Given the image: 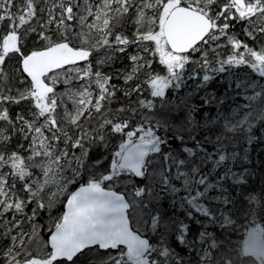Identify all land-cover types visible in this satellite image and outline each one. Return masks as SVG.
<instances>
[{
  "label": "snow or ice",
  "instance_id": "obj_1",
  "mask_svg": "<svg viewBox=\"0 0 264 264\" xmlns=\"http://www.w3.org/2000/svg\"><path fill=\"white\" fill-rule=\"evenodd\" d=\"M33 36L41 47L25 53ZM13 56L19 66L10 73ZM247 69L264 78V0H0V261L192 264L174 238L196 264H233L200 217L220 220L209 207L215 201L235 207L224 185L240 181L229 163L238 156L226 146L251 143L253 121L264 128V100L259 107L238 100L248 89H259L249 102L264 95ZM222 74L229 82L218 94L210 85ZM22 103L27 113L13 116L11 106ZM213 107L215 117L196 118ZM118 185L124 193L113 190ZM168 198L203 229L196 240L185 219L166 217ZM61 203L66 210L55 215ZM130 208L149 217L138 224H148L158 243L133 230ZM45 215L50 226L41 223ZM229 224L223 216L220 227ZM243 254L264 264V227L248 231Z\"/></svg>",
  "mask_w": 264,
  "mask_h": 264
},
{
  "label": "trees",
  "instance_id": "obj_2",
  "mask_svg": "<svg viewBox=\"0 0 264 264\" xmlns=\"http://www.w3.org/2000/svg\"><path fill=\"white\" fill-rule=\"evenodd\" d=\"M41 47V42H38L35 37H30L25 41L24 45V52L27 53L28 51ZM158 65V61H157ZM19 66V57L13 56L12 59L7 61V68L10 73L15 72L16 68ZM118 67L120 65H117ZM163 68L162 65H158V69ZM106 71H112L110 68H106ZM225 82L222 80L213 82L210 85V90L217 91L218 94H222L224 91L223 85ZM63 85H58L57 90L63 91ZM187 91H190V88H184L179 91L176 95L183 96ZM168 99L170 101H175V95L171 92L168 94ZM194 102L200 103L199 96H195L193 98ZM239 102L241 101V96L238 97ZM236 105V104H233ZM28 105L26 103H22L20 105H13L11 106V112L14 116L16 112L23 111L27 113ZM208 112L207 118H212L216 116V109L213 107L210 111L207 108L201 110V112L196 114V118L203 123L206 117H204V112ZM228 111V109H227ZM226 111V112H227ZM226 114V113H225ZM222 123V122H221ZM211 127L215 128L217 125H211ZM253 132H255V137L253 138L252 142L249 143L246 138H242L240 141H233L230 145L226 146L225 151L231 152L233 150L236 151L238 156V161H230V165L232 170L237 174V177L240 178V181L237 183L234 179H229L225 186L231 182V194L230 199L234 201L235 207L232 205V217L239 224V228H233L232 231H228V229L218 230L216 233V238L218 244H223L226 254L232 259L233 264H257L256 261L253 259L251 255L247 256L243 254V244H244V228L249 225L251 220H257L258 223L261 224V227H264V213L260 211L261 207H264V128L261 127L260 122L253 128ZM159 133L164 135V130L160 129ZM207 135L211 136L212 139H215V136L209 132L206 133ZM219 133H217L218 135ZM167 135H171L168 133ZM201 133H198V136ZM243 135V134H241ZM15 143V142H13ZM179 145V141H175L173 143V147H177ZM210 151L215 152L216 147L215 145H208ZM246 152V158L245 157ZM103 153L101 155L96 156L95 158H103ZM110 162L109 159L104 161V166L95 169L97 175L104 172V169L108 166ZM221 172V169L217 170ZM89 176H84L83 179L79 180L76 184H82L89 179ZM108 182H105L107 185ZM146 182L141 180H136L137 187H144ZM177 187H180V182L174 181ZM113 190H116L120 193L125 192V187L123 185H118ZM237 190V192H236ZM128 191H131L129 188ZM234 192H236L234 194ZM228 196V195H227ZM255 197L254 200H249V197ZM127 199L131 200L130 196H126ZM62 199V198H61ZM161 201L162 205L164 204ZM241 206H246L245 211H239ZM151 207V206H149ZM166 217L168 215H177L176 212H170L168 209L163 207ZM146 211V210H145ZM62 212L61 204L58 205L57 209L54 210L55 215H60ZM129 216H131V226L134 230L137 228H141L144 233V236L151 237L154 236V241L158 243V239L156 235L150 231L149 225L144 224L142 221H147L149 217L147 215L138 213L133 208L130 209ZM142 216V221L138 224V219ZM41 223L45 226L51 225V220L48 218L47 215L44 216ZM241 228V229H240ZM43 238L47 240L48 233L46 228L42 232ZM49 249H46V251ZM35 254V252H34ZM0 264H3V261H0ZM76 264H86L85 258L80 257L76 260Z\"/></svg>",
  "mask_w": 264,
  "mask_h": 264
},
{
  "label": "rangeland",
  "instance_id": "obj_3",
  "mask_svg": "<svg viewBox=\"0 0 264 264\" xmlns=\"http://www.w3.org/2000/svg\"><path fill=\"white\" fill-rule=\"evenodd\" d=\"M232 71H236V70L233 69ZM247 71H248L249 73H251L252 76H255V77H256V81H257V82L264 83V78L259 77V76H258L256 73H254V72H251V69H247ZM222 80L225 82V84H227V83L229 82V81L226 79V74H222ZM231 82H232V84H233V86H234V84L236 83V78L233 77ZM258 90H259V89H256V90L248 89L247 93H242V94H241V101H240V104H241V105H246V104L251 103V104H253V105H256L257 107L261 106V100H264V95H262L261 98L255 100V101H251V102L247 101V99H246V96H247V95H252V94H254V91H258ZM229 91H231V90H229ZM68 107L71 108V103H70V102H69V104H68ZM236 107H237V105H232V107L229 108L228 111L226 112V115H229V116H230V115L232 114V108H236ZM244 110H245V111H248L247 108H245ZM237 118H243L242 114H239V113H238ZM253 123H254V127H255V126L259 123V121H253ZM224 189H225V191H224V196L230 198L229 195L231 194V191H229V193L226 194V188H224ZM215 192H216L215 195H219V194H220L219 191H215ZM236 192H237V190H236ZM236 192H234V194H235ZM227 195H228V196H227ZM169 203L172 204V199H171V198H169ZM211 208L214 209L215 214H216L217 216L220 217V220H218V221L215 223V225H216V227L218 228V230L221 229V227H220V223H221V221H222V219H223V216H228L229 219L231 220V224L226 225V226L224 227L225 229H226L227 227H233V228H239V227H240L239 224H237L236 221H235V220L233 219V217H232V210H231V208H232V204L224 205V204H222L220 201H215V202H213V204L211 205ZM130 222H131V216H130ZM258 227H261V224L258 223L257 220H251V222L249 223V225H248L247 227L244 228V231H243V232H244V240L247 238V233H248L249 230H251V229H253V228H258ZM240 229H241V228H240Z\"/></svg>",
  "mask_w": 264,
  "mask_h": 264
},
{
  "label": "flooded vegetation",
  "instance_id": "obj_4",
  "mask_svg": "<svg viewBox=\"0 0 264 264\" xmlns=\"http://www.w3.org/2000/svg\"><path fill=\"white\" fill-rule=\"evenodd\" d=\"M79 186H80V184L69 185V191L70 192L71 191H75ZM224 188H226V194H228L229 191H232V189H231V182H229L226 186L224 185ZM215 193L216 192H214L213 194L215 195ZM182 194L183 193H181V195ZM61 198H62L61 200L65 203L66 202V196H62ZM163 203H164L163 204V207L165 209H168V211H170V212H176V214L179 215V217L181 219H185L186 222L190 223L191 230H190V233H189V237L188 238L189 239H192V240H196L197 237H198L199 231L200 230H203V229L200 226H197L193 221H188L187 218H186V216H185L184 210L183 209H180L178 204L176 205L175 208L171 207L172 204L169 203V198L168 199H165ZM211 205H209V207H211ZM61 206H62V212H63L64 211L63 210L64 209L63 203H61ZM200 219H202V220L205 221V223L207 224V229L212 232V234H213L214 237H216V233L218 231V228L216 227V225L215 224H212V223H208L207 220H206V218H204V217H200ZM223 229H224V227L221 228V229H219V230H223ZM226 229H228V231L230 232V231H232L233 227H227ZM151 237H152V239L150 240V242L156 243V241H154V236L151 235ZM170 242L176 248V251L179 252V254L185 258V260H192V264H196L195 253H193L192 255H189L188 250L186 248H184L183 245H179L178 242H176L174 240V238H172V240Z\"/></svg>",
  "mask_w": 264,
  "mask_h": 264
},
{
  "label": "water",
  "instance_id": "obj_5",
  "mask_svg": "<svg viewBox=\"0 0 264 264\" xmlns=\"http://www.w3.org/2000/svg\"><path fill=\"white\" fill-rule=\"evenodd\" d=\"M136 180H140V178H136ZM78 189V188H77ZM76 189V190H77ZM66 203V202H65ZM64 211L66 210L65 208L63 209ZM130 210V209H129ZM129 210H128V215H129ZM129 221H130V219H129ZM130 226H131V223H130ZM132 227V226H131ZM146 238V237H145ZM253 258H254V260L257 262V264H262V262L259 260V259H257L255 256H252Z\"/></svg>",
  "mask_w": 264,
  "mask_h": 264
}]
</instances>
